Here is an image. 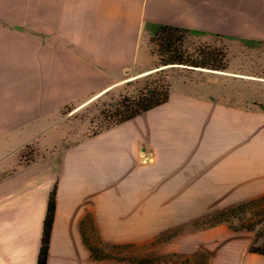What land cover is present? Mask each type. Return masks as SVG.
I'll list each match as a JSON object with an SVG mask.
<instances>
[{
	"label": "crops",
	"instance_id": "0c3cea01",
	"mask_svg": "<svg viewBox=\"0 0 264 264\" xmlns=\"http://www.w3.org/2000/svg\"><path fill=\"white\" fill-rule=\"evenodd\" d=\"M161 26L264 44V0H0V264H37L54 186L46 264H130L91 258L86 215L104 244L144 249L264 197V85L226 72L182 68L166 103L64 144V108L147 74ZM229 232L201 230L202 249L222 243L210 264L225 247L217 264H264Z\"/></svg>",
	"mask_w": 264,
	"mask_h": 264
},
{
	"label": "rangeland",
	"instance_id": "374dc122",
	"mask_svg": "<svg viewBox=\"0 0 264 264\" xmlns=\"http://www.w3.org/2000/svg\"><path fill=\"white\" fill-rule=\"evenodd\" d=\"M192 41L208 42L215 46H223L227 51L228 67L225 71L234 78L248 79L264 85V44L251 41H236L231 43L219 42L216 38L208 39L200 35L193 34ZM196 45V44H195ZM149 62L146 64V72L156 70L157 59L154 56L156 46L148 42ZM183 69H166L167 79L171 82L173 77L182 74ZM146 75V74H145ZM144 75L127 79L109 90L105 94L97 97L84 105H72L70 110L62 111V128L65 131V145L72 144L83 137L94 135L103 130L107 124L102 114L110 106L115 105L126 95H135L137 90L142 87ZM139 83H129L136 80ZM246 93H248V90ZM264 92V86L259 88ZM264 98V95H263ZM26 158L24 162L33 161L37 158L35 145H31L25 151ZM258 200V199H255ZM254 201V200H252ZM251 202V201H249ZM241 203L223 212L224 216L218 223L216 219L204 218L193 222L190 226L178 228L170 233L160 236L154 243L146 246L144 249H136L133 246L126 249H111L105 252L114 258L128 259H154L152 264H210L217 249H202L201 230L211 228L218 224H224L230 231L225 234V240L234 238H245L249 240V247L264 253V200L258 203ZM212 239L209 238V241ZM90 243L97 246L94 237L90 238ZM164 243L171 244V250L158 249L164 246ZM165 254H159V253ZM234 252L230 247L221 249L215 257V264L221 258V255H229ZM114 260V259H112ZM131 264V263H130Z\"/></svg>",
	"mask_w": 264,
	"mask_h": 264
},
{
	"label": "trees",
	"instance_id": "16d2710c",
	"mask_svg": "<svg viewBox=\"0 0 264 264\" xmlns=\"http://www.w3.org/2000/svg\"><path fill=\"white\" fill-rule=\"evenodd\" d=\"M192 38L193 33L187 29L171 26H161L158 28L154 36L149 40L151 45L156 46L157 54L154 56L157 59L156 69L158 70L143 76L141 80L143 85L137 90L135 95L123 96L115 105L103 111L102 114L104 115L107 126L101 131L131 120L142 113L166 103L170 95V82L167 79L166 69L181 67L185 70L204 69L217 72H225L227 70V51L223 46H215L208 42L195 43L192 41ZM129 83H139V81L136 79ZM71 107L72 105L64 109L70 110ZM26 149L21 154L22 160L26 158ZM55 193L56 186L53 187L48 197L37 264L47 263L48 247L56 207ZM261 200H264V197L251 201L248 204L258 203ZM223 216L224 213H218L212 215L210 219H216V223H218ZM80 234L84 245L90 252L91 258L96 261L114 259L119 262H128L131 264H152L155 261L154 259L144 258H114L108 255L105 250L126 249L131 246L104 244L96 231L90 215H86L81 220ZM91 237H94L97 246L91 245ZM249 252L264 255L263 252L253 248H250Z\"/></svg>",
	"mask_w": 264,
	"mask_h": 264
},
{
	"label": "water",
	"instance_id": "95a60500",
	"mask_svg": "<svg viewBox=\"0 0 264 264\" xmlns=\"http://www.w3.org/2000/svg\"><path fill=\"white\" fill-rule=\"evenodd\" d=\"M161 69H162V68H161ZM156 70H158V69H156ZM156 70H154V71H156ZM154 71H151V72H154ZM151 72H150V73H151ZM147 74H148V73H147Z\"/></svg>",
	"mask_w": 264,
	"mask_h": 264
}]
</instances>
